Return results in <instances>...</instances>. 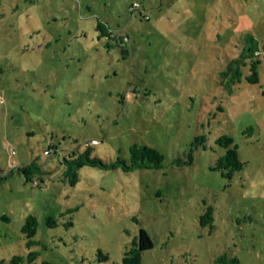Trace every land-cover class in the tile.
Listing matches in <instances>:
<instances>
[{"label":"rangeland","instance_id":"374dc122","mask_svg":"<svg viewBox=\"0 0 264 264\" xmlns=\"http://www.w3.org/2000/svg\"><path fill=\"white\" fill-rule=\"evenodd\" d=\"M246 33L254 83L248 63L224 73ZM221 134L244 162L230 178ZM134 141L163 165L84 164L69 183L70 152L128 162ZM139 227L141 264H264V0H0V264H120Z\"/></svg>","mask_w":264,"mask_h":264},{"label":"trees","instance_id":"16d2710c","mask_svg":"<svg viewBox=\"0 0 264 264\" xmlns=\"http://www.w3.org/2000/svg\"><path fill=\"white\" fill-rule=\"evenodd\" d=\"M133 8H130L132 10ZM102 34L108 37H117L108 30V27L102 23L98 22L96 24ZM126 35L119 36L121 42L126 40ZM126 51V50H125ZM259 48L257 46V40L250 33H246L241 40V47L238 54L232 57L228 61L227 70L224 73L229 74L230 80H239L242 74L241 66L248 63L250 72L245 75V79L248 82L254 83L259 79V73L257 66L259 63ZM216 142L224 147V152L220 154L214 161L212 166L213 169L218 170L223 176L230 178L234 172L241 169L243 166V161L239 159L237 153V146L232 141V137L227 134H221L216 138ZM128 162L126 160L117 157L114 161L106 162L102 160L98 155L90 154V147L87 146L82 151H72L68 154V158L64 156V161L67 168L64 170V174L67 175L69 183H74L77 179V168L88 164L94 167H115L118 164L121 165L123 169H133L137 167L153 168L160 167L163 165V154L154 146L149 145L144 142H132L128 147ZM191 159V158H190ZM30 164H22L17 167L27 176L31 168ZM213 218L212 216V206L208 205L199 215L201 224L208 222ZM211 225V223H210ZM37 220L34 214H28L24 218V222L21 227L26 238V244L30 245L35 240L33 236L36 233ZM152 247V240L143 227H139L137 233L133 237L129 246L125 247L121 257L120 264H141V254L143 251L150 249ZM36 250H28L26 254H13L9 259V264H38L35 259L37 256ZM40 264H51L47 260H42Z\"/></svg>","mask_w":264,"mask_h":264},{"label":"built area","instance_id":"2783aa9c","mask_svg":"<svg viewBox=\"0 0 264 264\" xmlns=\"http://www.w3.org/2000/svg\"><path fill=\"white\" fill-rule=\"evenodd\" d=\"M135 5H137V2H133L132 3V5L130 6V8H135L136 6ZM126 38V37H125ZM96 140L95 139H92V142H95Z\"/></svg>","mask_w":264,"mask_h":264}]
</instances>
